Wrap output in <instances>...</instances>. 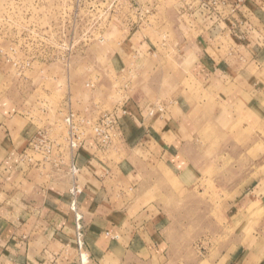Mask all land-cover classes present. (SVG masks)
<instances>
[{"label": "rangeland", "instance_id": "obj_1", "mask_svg": "<svg viewBox=\"0 0 264 264\" xmlns=\"http://www.w3.org/2000/svg\"><path fill=\"white\" fill-rule=\"evenodd\" d=\"M210 57L230 79L205 78ZM136 101L192 107L190 146L173 171L121 124L112 161L136 181L118 199L141 227L112 236V264H264V0H0V115L29 140Z\"/></svg>", "mask_w": 264, "mask_h": 264}, {"label": "crops", "instance_id": "obj_2", "mask_svg": "<svg viewBox=\"0 0 264 264\" xmlns=\"http://www.w3.org/2000/svg\"><path fill=\"white\" fill-rule=\"evenodd\" d=\"M213 60L197 62L205 78L219 74L230 79L233 72L225 66L224 70L218 68ZM148 106L136 101L119 110L128 114H121L127 144L154 142L161 150L162 163L181 173L185 166H180L187 162L182 149L190 146L184 137L191 127L192 107L182 106L175 118L169 111L148 113ZM7 117L6 113L0 115V264H80L69 181L49 165L35 168L28 164L25 171L21 153L34 135L29 140L26 128L10 125L16 119ZM78 166L84 190L78 209L84 215L85 252L91 264H112L121 242L112 236L118 234L129 245L135 241L130 228L141 227L134 225L130 203L118 199L135 185L134 172L112 161V148L100 151L93 142L79 152Z\"/></svg>", "mask_w": 264, "mask_h": 264}, {"label": "built area", "instance_id": "obj_3", "mask_svg": "<svg viewBox=\"0 0 264 264\" xmlns=\"http://www.w3.org/2000/svg\"><path fill=\"white\" fill-rule=\"evenodd\" d=\"M121 114L126 115L127 111L107 112L97 119L69 111L64 118L67 133L61 141L52 138L45 129L38 130L29 141L27 151L22 155L21 160L27 161L31 167L45 168L49 165L51 169L56 173H61L69 181L71 211L74 214L76 228L74 241L80 253L81 264H85L83 259L85 233L84 215L78 209V199L84 190L78 180L80 175L78 155L88 142H93L100 151H107L116 141L121 140ZM28 151L32 155L28 154ZM37 156L41 159H36Z\"/></svg>", "mask_w": 264, "mask_h": 264}, {"label": "bare ground", "instance_id": "obj_4", "mask_svg": "<svg viewBox=\"0 0 264 264\" xmlns=\"http://www.w3.org/2000/svg\"><path fill=\"white\" fill-rule=\"evenodd\" d=\"M83 258L85 259V261L88 260V255H87V253L83 255Z\"/></svg>", "mask_w": 264, "mask_h": 264}]
</instances>
